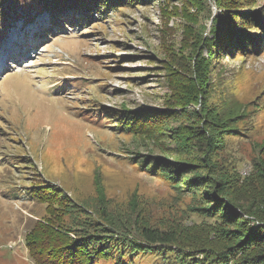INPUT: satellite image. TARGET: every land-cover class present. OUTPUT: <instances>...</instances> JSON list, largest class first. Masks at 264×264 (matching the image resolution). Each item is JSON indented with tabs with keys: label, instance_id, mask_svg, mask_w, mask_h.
Listing matches in <instances>:
<instances>
[{
	"label": "rangeland",
	"instance_id": "rangeland-1",
	"mask_svg": "<svg viewBox=\"0 0 264 264\" xmlns=\"http://www.w3.org/2000/svg\"><path fill=\"white\" fill-rule=\"evenodd\" d=\"M227 1L127 0L88 24L73 10V23L36 7L5 28L0 16V264H37L25 239L39 223L71 235L88 224L112 255L96 264H240L264 251V221L246 214L264 162V37L257 50L223 45L231 31L263 33L264 0ZM217 112L233 128L207 123ZM131 115L150 131L127 129ZM168 159L179 177L147 168ZM40 185L49 202L30 194Z\"/></svg>",
	"mask_w": 264,
	"mask_h": 264
},
{
	"label": "trees",
	"instance_id": "trees-1",
	"mask_svg": "<svg viewBox=\"0 0 264 264\" xmlns=\"http://www.w3.org/2000/svg\"><path fill=\"white\" fill-rule=\"evenodd\" d=\"M20 1V2H19ZM27 2L28 0H0V16L3 17L1 18V21L3 20L5 28V24L9 23L10 20H12L15 16H13L18 10H23L25 11H30L33 7H36V11H42L43 9L47 10L50 12V15L54 19V21H58L60 19L68 20L73 23L72 15L73 14L71 11L65 15L68 10H73L74 12L79 11V15L82 17V23L88 24V22L92 21L98 12H102L103 8L106 7L107 9L109 8H115L116 6H121L123 2H127V0H32L30 2L32 3H26L25 5L27 7H22V5L18 4L21 2ZM130 0H128L129 2ZM226 3H228L227 0H217V8L218 11H220L219 8L223 7ZM18 4V5H17ZM22 7V8H21ZM25 9V10H24ZM238 10V9H236ZM252 13V14H249ZM258 10L256 12H247L249 16L253 19H255L258 16ZM257 14V16H256ZM69 15V16H68ZM75 25V23H74ZM59 29L61 28L60 25H58ZM255 26V25H254ZM263 30L262 34H252L248 32H243L239 30H235L234 32L231 31L229 38L223 42V45L227 46V49H229L230 46H232L230 50H235L240 48L241 50H251L254 49L252 46H255V49L257 50L258 46L257 43L264 37V27H261ZM256 44V45H255ZM219 51H222V47H219ZM211 53L215 54H220L218 51H212ZM196 73H198L196 79L192 78V73L190 74V89H191V95H188V100L192 101L191 107L193 110H191L189 113H191L194 118H198L201 113H203V109L201 107V104L198 103V95L197 91L200 87V81H199V75L201 76V71H199L197 68L194 70ZM198 105L199 109H198ZM209 114H214L211 111L208 112ZM215 116V117H214ZM214 116L209 117L207 123H215L219 122V127L221 128H233L230 124V120L228 119L227 116H222V114H219L217 112V115L215 114ZM144 119H137L136 116L131 115L126 117L125 119V125L127 126V129H132L134 130L133 132H138L139 134L141 133H148L150 131L149 128L146 127V123H143ZM124 121V120H123ZM199 132V135L198 133ZM190 134H193V136H199L202 138V135L205 134V132L198 131L196 129L189 130ZM164 162L169 163V165H154L152 167H147L150 170L156 171V172H161L166 173L168 177L171 179L172 177H179L180 176V170L176 169L175 164H178L179 162H174L170 159L165 160ZM163 163V162H162ZM159 166V167H158ZM179 167L181 166L180 164L178 165ZM259 171L257 173V179L261 183V190L258 193H255L253 196L258 202L259 205L255 208L249 209L246 214L253 215V218L247 217L248 220L252 219L254 221L258 220H263L264 221V162L259 163ZM158 167V169H156ZM169 172V173H167ZM172 172V173H171ZM177 176V177H176ZM196 179V177H194ZM44 185H40L37 189L32 190L31 189V195L32 196H37L40 200L43 201H48L49 202V197L48 191H45ZM215 203L222 208H227V210L237 213L241 211L238 209L230 200H225L223 197H220L218 195H215ZM80 208L81 210H85L83 206H76ZM241 208V207H240ZM230 214V213H229ZM250 222V220H249ZM88 224L81 225L79 227H74L72 230L73 234H69L67 230H70L66 225H64V230L66 232H63L62 229H51L46 225L43 224H38L34 227H32L30 233L26 237V243L29 248V252L33 260L37 264H59V262L54 263L51 261L52 255L56 254V258L59 255H61L64 251L63 258L69 259V262H72V264H96L97 259L101 260H109V258L112 257V255L108 252V249L103 245L104 241L103 238H100L99 235H94L93 230L87 228ZM55 228V227H54ZM44 229V231H43ZM105 229L104 232H113L116 230V228L113 229V227H104ZM53 230V232H50ZM152 231H147L145 234L146 237L152 241H164L167 238H164L163 236H158L155 235L154 233L151 234ZM110 233H104L102 236H109ZM242 237L238 240H241ZM250 238H247L245 241H242V245L247 246L246 244L251 245L250 243ZM258 244L259 248L260 245L264 246V237L263 239L257 238L256 241ZM63 246L64 248L60 250L61 252L58 253L57 249ZM43 247L47 248V251H50V255L47 256L48 258H45L44 260L41 258L45 253H41V250ZM262 249V248H261ZM226 255V251L220 252L216 255V257L220 256L224 261L226 259L224 258ZM232 257V256H230ZM64 263V261H62ZM223 261H220L221 264ZM264 264V251L263 249L261 251H257L256 253H252V255H249L246 259L242 260L240 264ZM61 264V262H60ZM65 264V263H64ZM66 264H71V263H66ZM115 264H130L129 262L124 261L122 257H118L115 259ZM227 264V263H226Z\"/></svg>",
	"mask_w": 264,
	"mask_h": 264
},
{
	"label": "bare ground",
	"instance_id": "bare-ground-1",
	"mask_svg": "<svg viewBox=\"0 0 264 264\" xmlns=\"http://www.w3.org/2000/svg\"><path fill=\"white\" fill-rule=\"evenodd\" d=\"M9 44H10V43H9ZM10 45H11V44H10ZM29 50H30V49H29ZM16 51H17V50H16ZM18 54H19V53H18ZM18 54H17V55H18ZM25 54H26V55H27V54L30 55L29 52H26ZM12 55H13V54H12ZM18 56H20V55H18ZM5 57H7V56H5ZM18 58H19V57H18ZM24 58H25V57H24ZM20 59H23V58H20ZM10 60L14 61V63L17 62V59L14 60L13 57H8L6 62H8V61H10ZM28 60H30V59H28ZM7 65H8V64H7ZM1 66H2V64H1Z\"/></svg>",
	"mask_w": 264,
	"mask_h": 264
}]
</instances>
